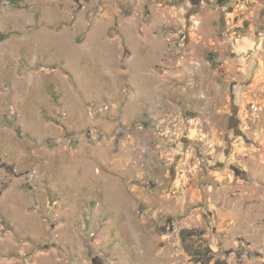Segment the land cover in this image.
Returning a JSON list of instances; mask_svg holds the SVG:
<instances>
[{
  "label": "rangeland",
  "instance_id": "rangeland-1",
  "mask_svg": "<svg viewBox=\"0 0 264 264\" xmlns=\"http://www.w3.org/2000/svg\"><path fill=\"white\" fill-rule=\"evenodd\" d=\"M0 33V264H264V0H0Z\"/></svg>",
  "mask_w": 264,
  "mask_h": 264
},
{
  "label": "crops",
  "instance_id": "crops-1",
  "mask_svg": "<svg viewBox=\"0 0 264 264\" xmlns=\"http://www.w3.org/2000/svg\"><path fill=\"white\" fill-rule=\"evenodd\" d=\"M108 20L109 21H107L106 25L97 27L95 30L93 28L91 30H89L85 36L84 43L88 44V41L96 39L100 35V33H102L101 37L105 38V39L107 38L108 42L110 44H113V43H116L117 41H120V39L122 37L121 35H122V27L123 26L121 24H119L118 26H114L115 25V23H114L115 19L108 18ZM112 26H114V27H112ZM97 29L101 30L100 33L97 32ZM110 31H111L112 36H110V34H109Z\"/></svg>",
  "mask_w": 264,
  "mask_h": 264
},
{
  "label": "trees",
  "instance_id": "trees-1",
  "mask_svg": "<svg viewBox=\"0 0 264 264\" xmlns=\"http://www.w3.org/2000/svg\"><path fill=\"white\" fill-rule=\"evenodd\" d=\"M219 1H220V2H223V0H219ZM6 36H7V35H4V34H1V33H0V39L3 40V39L6 38ZM181 234H182V238L185 237V236L188 238V236H191L192 233H189L188 231H185V230H184V231L181 232ZM186 237H185V238H186ZM211 261H212L211 257H208V258H205V259H204V258H199V259L197 260V263H200V264H211Z\"/></svg>",
  "mask_w": 264,
  "mask_h": 264
},
{
  "label": "flooded vegetation",
  "instance_id": "flooded-vegetation-1",
  "mask_svg": "<svg viewBox=\"0 0 264 264\" xmlns=\"http://www.w3.org/2000/svg\"><path fill=\"white\" fill-rule=\"evenodd\" d=\"M190 2L193 4V6L195 7V8H197V7H199L200 6V4L202 3V2H204V0H190ZM98 264V259L97 258H94L93 259V264Z\"/></svg>",
  "mask_w": 264,
  "mask_h": 264
},
{
  "label": "built area",
  "instance_id": "built-area-1",
  "mask_svg": "<svg viewBox=\"0 0 264 264\" xmlns=\"http://www.w3.org/2000/svg\"><path fill=\"white\" fill-rule=\"evenodd\" d=\"M226 9H224L223 11H225Z\"/></svg>",
  "mask_w": 264,
  "mask_h": 264
}]
</instances>
